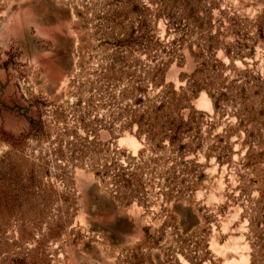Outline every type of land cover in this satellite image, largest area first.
I'll use <instances>...</instances> for the list:
<instances>
[{"label":"rangeland","instance_id":"374dc122","mask_svg":"<svg viewBox=\"0 0 264 264\" xmlns=\"http://www.w3.org/2000/svg\"><path fill=\"white\" fill-rule=\"evenodd\" d=\"M0 264H264V0H0Z\"/></svg>","mask_w":264,"mask_h":264}]
</instances>
